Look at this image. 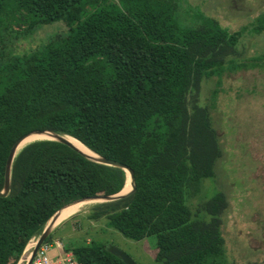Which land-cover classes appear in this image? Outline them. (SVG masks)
<instances>
[{"label":"trees","instance_id":"16d2710c","mask_svg":"<svg viewBox=\"0 0 264 264\" xmlns=\"http://www.w3.org/2000/svg\"><path fill=\"white\" fill-rule=\"evenodd\" d=\"M181 11L180 0H0V189L18 137L65 132L133 169L135 189L93 204L91 218L105 215L133 239L153 235L150 254L160 264H230L221 230L225 193L204 199L208 219L187 202L214 176L222 153L210 108L191 93L204 77L222 74L245 26L230 30L201 10L190 18ZM262 15L255 32L264 29ZM58 20L65 32L9 54L11 37ZM229 61L234 69L247 65ZM125 178L123 167L60 140L25 143L0 196V264H15L62 205L117 192ZM63 244L81 264H126L104 242Z\"/></svg>","mask_w":264,"mask_h":264},{"label":"rangeland","instance_id":"374dc122","mask_svg":"<svg viewBox=\"0 0 264 264\" xmlns=\"http://www.w3.org/2000/svg\"><path fill=\"white\" fill-rule=\"evenodd\" d=\"M180 1L181 13L188 18L201 10L230 30L245 26L235 49L224 56L222 74L204 77L191 93L197 103L210 108L222 153L216 160L214 176L205 178L201 189L187 202L194 214L208 219L210 215L201 205L216 190H222L227 205L221 212V230L228 261H264V56L259 57L264 52V29L255 32L251 28L261 14L264 16V0ZM186 8L189 10L184 11ZM14 27L19 29L16 24ZM66 29L58 20L11 37L14 48L9 54L21 55ZM229 58L236 64L246 61L247 65L231 68ZM93 204L55 224L50 239L70 245L100 241L123 249L138 264H160L150 254L154 253L153 235L141 239L125 236L106 223L105 215L91 218Z\"/></svg>","mask_w":264,"mask_h":264},{"label":"water","instance_id":"95a60500","mask_svg":"<svg viewBox=\"0 0 264 264\" xmlns=\"http://www.w3.org/2000/svg\"><path fill=\"white\" fill-rule=\"evenodd\" d=\"M31 133H47L50 136H48V137H38V138H35V139H40V138L57 139V140H60V141H62L64 143L74 147L75 149L79 150L81 153H83L84 155H86L87 157H89V158H91L93 160H96V161L102 162V163H106V164L118 165V166L123 167L125 170H127L129 172L130 188L128 190H126V191H121L123 189V187H124V185H123V187L119 191L114 192V193H96V194H93V195L77 197V198L65 203L60 208H58L48 218V220L44 224L41 232L34 237V239H33L34 241L29 246V247H31L30 248L31 250L29 252H25L24 253V250H25L27 244L30 241L26 243V245H25L20 257L18 258V260H17V262L15 264H18L19 261H21V264H28L29 263V261L31 260L32 256L34 255V253H35L37 247L39 246V244L47 237V235L52 230V227L55 224H57V223H53V218H55L58 215L59 211L62 208H64L65 206H68L70 204H74V203H76L78 201H82L84 199H92V198H97L99 200L97 202L110 201V200H113V199H115V198H117L119 196H123V195H126V194L132 192L135 189V187H136L135 186V182H134L133 169L130 166L122 163L121 161H118L116 159H113V158H110V157H107V156H104V155H101V154L95 152L94 150L89 148L86 144H84L81 140H79L77 138L82 144H84L88 149L92 150L95 153L94 155L87 154L82 149H80V147H78L72 141H70V139H68V137H66V135H71V134H68V133H65V132H56V131H52V130H49V129H35V130H31V131H28V132L22 134L20 137H18L14 141V143L10 147V150H9V153L7 155V158H6V162H5L4 180H3V186L0 189V196L6 195L9 192V190H10V173H11L12 160H13L15 154L17 153V151L19 150V148L21 147V146H19V144L22 141V139L24 137H26L27 135L31 134ZM73 137H75V136H73ZM32 140H34V139H32ZM125 180H126V178H125ZM124 184H125V182H124ZM30 240H31V238H30ZM110 250L113 253H115L116 255H118L119 257H121L122 260L126 264H138L127 252H125L123 249L119 248L118 246L111 245L110 246Z\"/></svg>","mask_w":264,"mask_h":264},{"label":"built area","instance_id":"2783aa9c","mask_svg":"<svg viewBox=\"0 0 264 264\" xmlns=\"http://www.w3.org/2000/svg\"><path fill=\"white\" fill-rule=\"evenodd\" d=\"M35 236L31 237L32 242ZM31 247H29L30 249ZM31 250V249H30ZM28 264H81L71 250H67L58 238L44 239Z\"/></svg>","mask_w":264,"mask_h":264},{"label":"bare ground","instance_id":"6f19581e","mask_svg":"<svg viewBox=\"0 0 264 264\" xmlns=\"http://www.w3.org/2000/svg\"><path fill=\"white\" fill-rule=\"evenodd\" d=\"M48 136H50V135L47 133H31L22 139L19 146L25 145V143H27L28 141H30L32 139H35L38 137H48ZM66 137H68V139H70V141H72L75 145L80 147V149H82L87 154H90V155L95 154L92 150L88 149L84 144H82L77 138L73 137L72 135H66ZM129 188H130V176H129V172L126 170V180H125L124 187L121 191H126ZM97 201H99L97 198L84 199V200L78 201L74 204H70L68 206H65L64 208H62L59 211L58 215L55 218H53V223H58L64 219H66L70 215H73V213H75L76 211H78L79 209L84 207L86 204L97 203ZM31 244H32V240H30V242L27 244V246L24 250V253L29 250V246ZM18 264H21V261H19Z\"/></svg>","mask_w":264,"mask_h":264}]
</instances>
